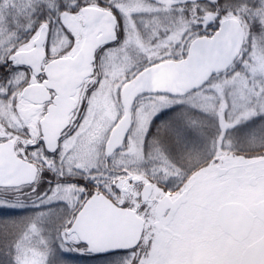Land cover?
I'll return each mask as SVG.
<instances>
[{
    "label": "snow or ice",
    "instance_id": "6c2138e0",
    "mask_svg": "<svg viewBox=\"0 0 264 264\" xmlns=\"http://www.w3.org/2000/svg\"><path fill=\"white\" fill-rule=\"evenodd\" d=\"M0 264H264V0H0Z\"/></svg>",
    "mask_w": 264,
    "mask_h": 264
}]
</instances>
